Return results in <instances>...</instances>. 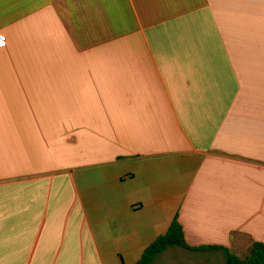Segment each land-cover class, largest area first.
Listing matches in <instances>:
<instances>
[{
	"label": "crops",
	"instance_id": "0c3cea01",
	"mask_svg": "<svg viewBox=\"0 0 264 264\" xmlns=\"http://www.w3.org/2000/svg\"><path fill=\"white\" fill-rule=\"evenodd\" d=\"M0 34V264H136L175 217L264 245V0H0Z\"/></svg>",
	"mask_w": 264,
	"mask_h": 264
},
{
	"label": "trees",
	"instance_id": "16d2710c",
	"mask_svg": "<svg viewBox=\"0 0 264 264\" xmlns=\"http://www.w3.org/2000/svg\"><path fill=\"white\" fill-rule=\"evenodd\" d=\"M170 247H180L191 252L222 250L225 264H264V245L255 243L249 256L243 260L228 250L217 246L190 247L186 243L184 231L177 217L174 218L167 232L157 237L142 253L136 264H152L157 256Z\"/></svg>",
	"mask_w": 264,
	"mask_h": 264
},
{
	"label": "rangeland",
	"instance_id": "374dc122",
	"mask_svg": "<svg viewBox=\"0 0 264 264\" xmlns=\"http://www.w3.org/2000/svg\"><path fill=\"white\" fill-rule=\"evenodd\" d=\"M232 253L233 255L237 256L234 252H230ZM238 257V256H237ZM240 259H244L246 257H239ZM186 264H209V260L207 259V257L205 256H195V257H192V260H190V262H187Z\"/></svg>",
	"mask_w": 264,
	"mask_h": 264
},
{
	"label": "built area",
	"instance_id": "2783aa9c",
	"mask_svg": "<svg viewBox=\"0 0 264 264\" xmlns=\"http://www.w3.org/2000/svg\"><path fill=\"white\" fill-rule=\"evenodd\" d=\"M5 39L4 37L0 34V45L4 44Z\"/></svg>",
	"mask_w": 264,
	"mask_h": 264
}]
</instances>
